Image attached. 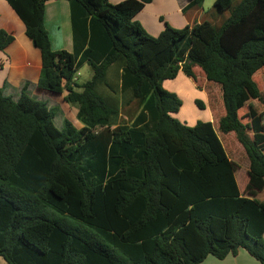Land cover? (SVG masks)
<instances>
[{
    "label": "trees",
    "instance_id": "trees-1",
    "mask_svg": "<svg viewBox=\"0 0 264 264\" xmlns=\"http://www.w3.org/2000/svg\"><path fill=\"white\" fill-rule=\"evenodd\" d=\"M3 1L39 51L38 89L64 93L82 127L64 121L58 130L55 109L23 91L16 102L0 92V259L200 264L244 250L264 264V202L255 198L264 186V141L256 139L264 128L239 117L261 100L253 79L264 70V0H214L201 22L164 24L156 37L134 21L151 0H62L76 53L50 48L43 10L59 0ZM188 2L199 8L203 0ZM13 41L0 30V51ZM83 65L92 76L78 85ZM194 68L219 87L218 131L235 135L248 177L258 180L246 197L212 123L188 127L171 117L180 101L162 83L180 72L195 81ZM134 102L133 125L118 124L122 106Z\"/></svg>",
    "mask_w": 264,
    "mask_h": 264
},
{
    "label": "crops",
    "instance_id": "crops-1",
    "mask_svg": "<svg viewBox=\"0 0 264 264\" xmlns=\"http://www.w3.org/2000/svg\"><path fill=\"white\" fill-rule=\"evenodd\" d=\"M121 1L124 0H108L110 4H117ZM188 4V0H151L136 14L134 21L138 22L153 37H156L164 28L160 25V21H164L174 29H181L186 25L191 26L201 22L204 16L201 6L189 8ZM42 20L53 52L76 53V45L72 36L70 8L66 1L46 2ZM0 30L10 34L14 39L10 46L4 51H0V92L2 96L16 102L23 91L27 97L44 103L49 109H55L54 119L57 117L60 120L58 128L54 124V119L53 124L58 130L62 128L64 121L69 122L76 129L81 128L82 125L76 119V109L67 105L63 100L64 93L54 96L38 89L37 81L41 72L39 51L26 38L24 26L3 0H0ZM214 114L211 111L208 121L212 123L214 120L218 123L224 111L221 110L217 116ZM0 260V264H6L2 259ZM200 264L259 263L245 251L239 250L234 257L227 256L223 260H218L208 256Z\"/></svg>",
    "mask_w": 264,
    "mask_h": 264
},
{
    "label": "rangeland",
    "instance_id": "rangeland-1",
    "mask_svg": "<svg viewBox=\"0 0 264 264\" xmlns=\"http://www.w3.org/2000/svg\"><path fill=\"white\" fill-rule=\"evenodd\" d=\"M213 2L214 0H203L201 8L204 15L212 9ZM227 16L228 14H226V17ZM206 17L207 16H203V19ZM212 21L216 22L217 24L221 22V20L218 21L215 17ZM164 24H166L164 21H160L161 26L164 27ZM194 74L195 81L187 78L183 73L180 72L174 80L164 81L162 83V88L170 93L175 94L180 101V107L178 111L172 114L171 117L188 127L194 126L197 122H207L211 116V111H213V113H215L214 115L217 116L218 113L223 110L219 87L215 84L206 82L204 80L203 73L199 69L194 68ZM91 76V70L87 65H84L77 71L75 75V82L78 85H82L89 81ZM253 81L258 88L260 93L259 97L261 100L256 101V104L254 107H252L253 112L251 108V111L249 112L251 115L250 117L247 116L246 113L248 111L245 107L240 110L239 117L241 118V122L246 123V125L250 128H253L255 125L258 126V123L261 125L263 124L264 128V70L263 72H258L255 75ZM244 94L246 96L251 95L248 89L244 92ZM195 101L203 103L205 106L204 109H199L195 105ZM138 111L139 110L136 108L135 102L130 103L129 106L126 107L122 106L120 109L121 116L119 117V120H116V122L118 124L133 125L134 117L138 114ZM59 120L60 119L57 117L54 119V124L57 128ZM212 123L229 161L235 167L234 174L239 191L243 197H246L245 193L248 192V190L256 189L258 180L248 177V159L241 145L237 142L235 135L233 133L227 135L221 134L218 131L217 123L214 120ZM250 128L246 127V129L252 133ZM250 132H248L250 138H255L250 135ZM256 139L259 140V143H261V139L264 141V136L260 137V139ZM262 148L264 150V144L262 145ZM262 188V191L258 193L255 198L261 202H264V186H262ZM59 218H63V220L74 227H82L81 224L70 218H65L62 216H59Z\"/></svg>",
    "mask_w": 264,
    "mask_h": 264
}]
</instances>
